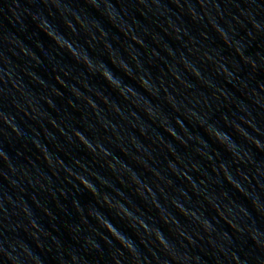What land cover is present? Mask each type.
<instances>
[{"label":"water","instance_id":"95a60500","mask_svg":"<svg viewBox=\"0 0 264 264\" xmlns=\"http://www.w3.org/2000/svg\"><path fill=\"white\" fill-rule=\"evenodd\" d=\"M0 264H264V0H0Z\"/></svg>","mask_w":264,"mask_h":264}]
</instances>
